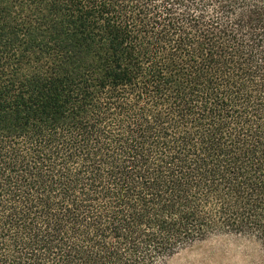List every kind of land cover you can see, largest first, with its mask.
Returning <instances> with one entry per match:
<instances>
[{"label": "trees", "instance_id": "trees-1", "mask_svg": "<svg viewBox=\"0 0 264 264\" xmlns=\"http://www.w3.org/2000/svg\"><path fill=\"white\" fill-rule=\"evenodd\" d=\"M264 252V0H0V264Z\"/></svg>", "mask_w": 264, "mask_h": 264}, {"label": "rangeland", "instance_id": "rangeland-1", "mask_svg": "<svg viewBox=\"0 0 264 264\" xmlns=\"http://www.w3.org/2000/svg\"><path fill=\"white\" fill-rule=\"evenodd\" d=\"M167 264H264V252L251 239L214 236L180 251Z\"/></svg>", "mask_w": 264, "mask_h": 264}]
</instances>
